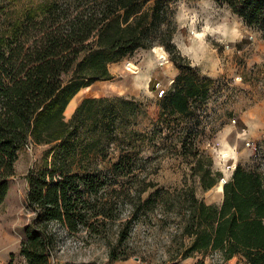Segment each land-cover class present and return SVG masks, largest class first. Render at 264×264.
<instances>
[{
  "label": "rangeland",
  "instance_id": "obj_1",
  "mask_svg": "<svg viewBox=\"0 0 264 264\" xmlns=\"http://www.w3.org/2000/svg\"><path fill=\"white\" fill-rule=\"evenodd\" d=\"M171 8L174 43L209 94L194 103L190 115L162 110L160 101L181 72L156 44L110 65L112 80L95 82L72 99L66 121L85 100L97 99L82 136L87 160L81 173L106 184L98 205L86 198L95 207L90 215L104 211L107 216L97 218L98 232L70 234L55 225L58 248L51 264H221L217 252L186 260L176 254L192 243L182 233L192 193L198 201L220 206L223 185L237 165H251L264 141V34L213 0H173ZM111 108L124 109V118L111 116ZM184 139L195 141L197 158L184 153ZM53 146L30 143L19 153L0 207V264H25L19 249L34 217L27 176L46 164ZM121 157L133 173L114 172ZM202 176L206 183L217 178V184L204 190Z\"/></svg>",
  "mask_w": 264,
  "mask_h": 264
},
{
  "label": "trees",
  "instance_id": "obj_2",
  "mask_svg": "<svg viewBox=\"0 0 264 264\" xmlns=\"http://www.w3.org/2000/svg\"><path fill=\"white\" fill-rule=\"evenodd\" d=\"M172 1L0 0V207L20 151L30 143L54 145L46 164L27 176V202L34 217L19 249L25 264H51L58 248L55 225L70 234L98 232L97 218L107 216L104 211L90 215L95 207L89 204L92 198L98 205L106 184L81 173L87 160L82 136L88 132L90 105L97 99L85 100L70 121L64 117L82 89L112 80L110 65L159 44L181 72L161 99V109L187 116L197 100L208 96L197 70L174 43L169 29ZM213 1L264 34V0ZM111 109V116L124 118V109ZM181 145L186 155L197 158L195 141L184 139ZM252 160L248 167L237 165L224 185L220 206L198 201L192 193L182 229L192 243L176 256L186 260L217 252L223 263L239 257L247 264H264V141ZM112 169L123 176L133 173L122 157ZM201 180L204 190L218 181ZM110 257L117 260L113 252Z\"/></svg>",
  "mask_w": 264,
  "mask_h": 264
},
{
  "label": "crops",
  "instance_id": "obj_3",
  "mask_svg": "<svg viewBox=\"0 0 264 264\" xmlns=\"http://www.w3.org/2000/svg\"><path fill=\"white\" fill-rule=\"evenodd\" d=\"M238 260H239L238 257H235L224 264H236ZM238 264H247V263L244 260H241L240 262H238Z\"/></svg>",
  "mask_w": 264,
  "mask_h": 264
},
{
  "label": "water",
  "instance_id": "obj_4",
  "mask_svg": "<svg viewBox=\"0 0 264 264\" xmlns=\"http://www.w3.org/2000/svg\"><path fill=\"white\" fill-rule=\"evenodd\" d=\"M225 184H226V183H225ZM225 184H224V185H225ZM224 185H223V189H224Z\"/></svg>",
  "mask_w": 264,
  "mask_h": 264
},
{
  "label": "built area",
  "instance_id": "obj_5",
  "mask_svg": "<svg viewBox=\"0 0 264 264\" xmlns=\"http://www.w3.org/2000/svg\"><path fill=\"white\" fill-rule=\"evenodd\" d=\"M223 262L221 261V264H222Z\"/></svg>",
  "mask_w": 264,
  "mask_h": 264
}]
</instances>
